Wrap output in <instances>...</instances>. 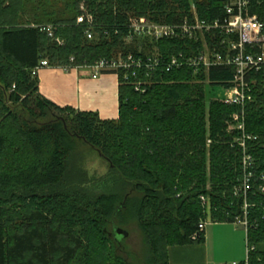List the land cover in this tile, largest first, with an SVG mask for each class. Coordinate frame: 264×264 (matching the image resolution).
Instances as JSON below:
<instances>
[{
  "label": "trees",
  "instance_id": "1",
  "mask_svg": "<svg viewBox=\"0 0 264 264\" xmlns=\"http://www.w3.org/2000/svg\"><path fill=\"white\" fill-rule=\"evenodd\" d=\"M250 2L251 15L264 23V0ZM227 3L0 0V264H132L118 251L126 238L115 232L132 220L145 236L146 264H171L169 247L205 242L201 196L210 199L212 223L243 218L244 201L237 195L244 175L236 142L241 132L230 128L237 115L245 121L256 138L247 141L248 153L255 172L263 173L264 69L248 78L253 99L245 108L209 100L206 80L215 89L234 79L223 66L198 75L188 67L148 77L140 71L144 93L122 73L120 116L110 121L54 104L33 76L43 60L71 70L130 54L191 56L196 44L190 40L150 42L135 35L129 42L131 20L174 24L196 12L211 22L225 17ZM86 12L93 24H78ZM47 26L54 28L53 38L42 31ZM79 141L108 162L105 176H90L76 163ZM261 185L255 183L249 197L250 264H264Z\"/></svg>",
  "mask_w": 264,
  "mask_h": 264
},
{
  "label": "built area",
  "instance_id": "2",
  "mask_svg": "<svg viewBox=\"0 0 264 264\" xmlns=\"http://www.w3.org/2000/svg\"><path fill=\"white\" fill-rule=\"evenodd\" d=\"M250 0H228L225 7V17L214 21L201 20L194 12L192 18H185L182 22L174 24L154 23L146 18H134L131 20V35L128 40L137 35L147 38L150 42L162 40H190L195 42L194 54L187 56L180 53L170 60L155 53L142 57H135L132 54L127 57L119 56L111 60H100L91 66L73 68L85 70L96 79L103 74L114 73L118 76L123 73L124 81L131 83L134 79V87L137 92L144 93L147 90V82L139 80L138 73L142 71L146 77L158 70H180L188 67L194 70L195 75L201 72L208 73L212 67L223 66L232 70L234 79L229 82L230 86H223L225 93L217 100L227 105H237L245 108L252 101V89L248 83V78L264 69V23L250 13ZM84 10V7L82 8ZM90 18V19H89ZM88 19V20H87ZM78 24H93V17L89 14L79 16ZM51 38L54 37L52 26L42 27ZM88 33V38H92V33ZM59 45L64 41L57 39ZM74 61V58H72ZM50 67L48 60H43L33 70V76H38L39 72ZM68 71L69 69H64ZM72 70V69H71ZM237 124L230 130L236 129L241 135L236 142L243 149V178L241 186L237 190V195L244 201V215L237 217L236 225H241L248 231V209L252 207L249 203L251 193L256 192L255 183L260 182V189L264 192V172H255V159L248 153L247 141L256 140L255 137L246 132L245 121L240 120V116L235 117ZM255 194V193H254ZM202 206L205 209L206 219L199 225L200 231L205 230L207 225L212 223L210 199L201 196ZM231 264H250L249 249L247 259L244 262H234Z\"/></svg>",
  "mask_w": 264,
  "mask_h": 264
},
{
  "label": "crops",
  "instance_id": "3",
  "mask_svg": "<svg viewBox=\"0 0 264 264\" xmlns=\"http://www.w3.org/2000/svg\"><path fill=\"white\" fill-rule=\"evenodd\" d=\"M38 80L39 92L62 108L71 107L81 112L97 113L101 120L119 119L120 81L114 73L103 74L94 79L85 70L72 69L66 71L62 68L50 66L39 72ZM222 225L223 223H214L215 227L213 226L211 230L206 228L203 244L169 247L170 263L224 264V262L218 263L215 259L217 246H215V242L210 244L214 238L215 229L221 232V228L226 226ZM234 262L240 261L236 260Z\"/></svg>",
  "mask_w": 264,
  "mask_h": 264
},
{
  "label": "rangeland",
  "instance_id": "4",
  "mask_svg": "<svg viewBox=\"0 0 264 264\" xmlns=\"http://www.w3.org/2000/svg\"><path fill=\"white\" fill-rule=\"evenodd\" d=\"M81 15L86 16L89 15V13L86 12ZM205 83V90L207 91L209 100L218 98L225 93V90L221 87H216L215 89L210 87L208 80H206ZM75 158L77 161L76 163H80L81 166H84L90 176L101 178L109 171L108 162L103 159L96 150L81 141L78 142ZM213 226L214 223L207 225L206 228L211 230ZM222 226L225 227L221 228V232H218L217 229H215L214 238L210 243L212 244L215 242V246L217 245L215 251L216 261L218 263L224 262V264H231L236 260L244 262L248 255L247 233L245 228L241 225L235 226L230 223H223ZM123 228L129 232V236L123 241V245L119 246V253L132 264H146L148 249L145 236L140 229L138 222L132 220L127 225H124ZM251 249L252 251H256L257 247L251 245Z\"/></svg>",
  "mask_w": 264,
  "mask_h": 264
},
{
  "label": "water",
  "instance_id": "5",
  "mask_svg": "<svg viewBox=\"0 0 264 264\" xmlns=\"http://www.w3.org/2000/svg\"><path fill=\"white\" fill-rule=\"evenodd\" d=\"M115 232L118 236H122L124 238H127L129 236V233L122 228H116Z\"/></svg>",
  "mask_w": 264,
  "mask_h": 264
}]
</instances>
